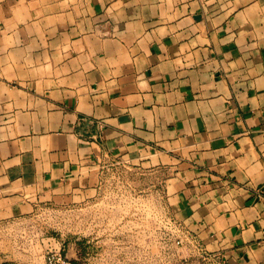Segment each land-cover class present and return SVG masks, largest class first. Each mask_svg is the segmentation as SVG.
Instances as JSON below:
<instances>
[{"label": "crops", "instance_id": "0c3cea01", "mask_svg": "<svg viewBox=\"0 0 264 264\" xmlns=\"http://www.w3.org/2000/svg\"><path fill=\"white\" fill-rule=\"evenodd\" d=\"M115 157L205 252L264 264V0H0V264L6 223Z\"/></svg>", "mask_w": 264, "mask_h": 264}, {"label": "rangeland", "instance_id": "374dc122", "mask_svg": "<svg viewBox=\"0 0 264 264\" xmlns=\"http://www.w3.org/2000/svg\"><path fill=\"white\" fill-rule=\"evenodd\" d=\"M102 164L94 191L43 198L31 215L6 223L5 247L24 264H47L50 250L71 264H216L174 218L161 174L121 157Z\"/></svg>", "mask_w": 264, "mask_h": 264}, {"label": "built area", "instance_id": "2783aa9c", "mask_svg": "<svg viewBox=\"0 0 264 264\" xmlns=\"http://www.w3.org/2000/svg\"><path fill=\"white\" fill-rule=\"evenodd\" d=\"M204 258L211 259L215 261L216 264H224L222 256H212L205 252L204 250ZM47 264H71V260L68 256L63 254L60 250H50L46 255Z\"/></svg>", "mask_w": 264, "mask_h": 264}]
</instances>
